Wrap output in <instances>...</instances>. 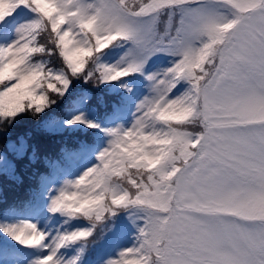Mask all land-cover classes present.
I'll return each instance as SVG.
<instances>
[{"label": "snow or ice", "instance_id": "obj_1", "mask_svg": "<svg viewBox=\"0 0 264 264\" xmlns=\"http://www.w3.org/2000/svg\"><path fill=\"white\" fill-rule=\"evenodd\" d=\"M0 264H264V0H0Z\"/></svg>", "mask_w": 264, "mask_h": 264}, {"label": "trees", "instance_id": "obj_2", "mask_svg": "<svg viewBox=\"0 0 264 264\" xmlns=\"http://www.w3.org/2000/svg\"><path fill=\"white\" fill-rule=\"evenodd\" d=\"M33 127H34L33 122L25 118L24 120H21L17 123V125L11 130V134L12 135H15L16 133L25 134L29 130L33 129ZM23 163L24 162L18 163V170L21 174L25 175V182H27L26 173H24V169H23ZM4 188L7 196L11 199L15 197H23L24 195V186L19 187L18 185H14L12 183L8 184L5 182Z\"/></svg>", "mask_w": 264, "mask_h": 264}]
</instances>
